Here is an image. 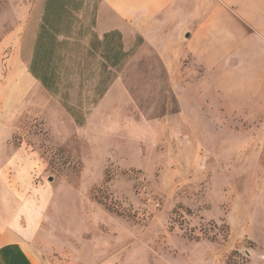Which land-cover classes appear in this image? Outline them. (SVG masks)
Returning a JSON list of instances; mask_svg holds the SVG:
<instances>
[{"label": "rangeland", "instance_id": "rangeland-1", "mask_svg": "<svg viewBox=\"0 0 264 264\" xmlns=\"http://www.w3.org/2000/svg\"><path fill=\"white\" fill-rule=\"evenodd\" d=\"M66 2L53 22L72 38L66 66L88 57L95 76L37 84L0 120V234L52 264H264V104L251 69L229 66L234 43L210 52L225 58L212 72L169 75L138 37L125 52L111 36L120 54L102 76L98 0ZM45 5L0 0V38L15 21L36 28Z\"/></svg>", "mask_w": 264, "mask_h": 264}, {"label": "crops", "instance_id": "crops-1", "mask_svg": "<svg viewBox=\"0 0 264 264\" xmlns=\"http://www.w3.org/2000/svg\"><path fill=\"white\" fill-rule=\"evenodd\" d=\"M42 18L34 29L15 21L0 38V66L6 54V74L0 81L2 121L14 117L35 85L46 89L29 69ZM92 28L99 39L104 34L116 33L125 52L138 37L154 50L169 75L183 69L212 72L222 66L225 58H210V52L218 53L234 43L233 62L229 66L251 69L254 77L250 84L264 104V0H98ZM87 58L79 60L78 70L72 68L83 85L95 76V70L85 64ZM113 68V64H107L105 72ZM111 84L104 85L105 91ZM95 104L90 102L88 111ZM61 105L74 121L80 120L68 104ZM0 264L52 263L28 236L4 230L0 234Z\"/></svg>", "mask_w": 264, "mask_h": 264}, {"label": "trees", "instance_id": "trees-1", "mask_svg": "<svg viewBox=\"0 0 264 264\" xmlns=\"http://www.w3.org/2000/svg\"><path fill=\"white\" fill-rule=\"evenodd\" d=\"M69 8L70 6L67 4L66 0H46L44 16L39 26L35 51L29 69L47 90H50L54 83L63 75L72 73L73 71L72 69L70 71L66 63L70 61L74 62L75 57H72L70 54L66 56L65 52L62 50L67 43H70L66 41L71 37L64 35L53 23L62 18L63 15L68 14ZM115 34L116 33H107L104 34L101 39L97 38L102 46V51L98 54L102 63V71L99 73L102 76H104L103 73H105L107 64L115 65V61H111L110 59H117V56L120 54L118 50L115 51V47L109 48L107 46V41L110 40L111 36H115ZM118 46L120 48V45ZM87 54L89 55V52H87ZM106 73L108 74L109 72ZM101 79H103V77H101ZM99 87L100 84L95 87L96 90H99V93L97 98L92 100L91 103H95L106 89L105 86Z\"/></svg>", "mask_w": 264, "mask_h": 264}]
</instances>
